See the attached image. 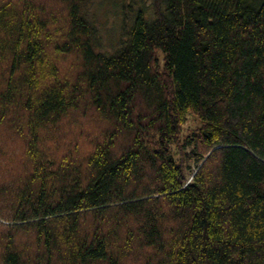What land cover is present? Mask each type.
I'll use <instances>...</instances> for the list:
<instances>
[{
  "label": "trees",
  "instance_id": "1",
  "mask_svg": "<svg viewBox=\"0 0 264 264\" xmlns=\"http://www.w3.org/2000/svg\"><path fill=\"white\" fill-rule=\"evenodd\" d=\"M87 1L0 0V264H264V0Z\"/></svg>",
  "mask_w": 264,
  "mask_h": 264
},
{
  "label": "rangeland",
  "instance_id": "2",
  "mask_svg": "<svg viewBox=\"0 0 264 264\" xmlns=\"http://www.w3.org/2000/svg\"><path fill=\"white\" fill-rule=\"evenodd\" d=\"M135 7H142L146 12L151 11L152 0H137ZM84 12L88 18L92 19L98 28L100 37V48L105 52H112L121 39L123 14H121V4L110 3L107 0H88L85 3ZM159 56L160 53H159ZM162 57V56H161ZM198 121L192 115L188 114L186 123L182 128L183 136H187L193 128L198 126Z\"/></svg>",
  "mask_w": 264,
  "mask_h": 264
}]
</instances>
